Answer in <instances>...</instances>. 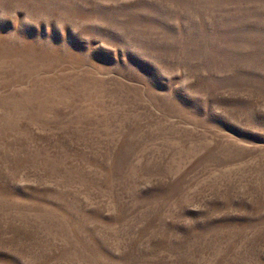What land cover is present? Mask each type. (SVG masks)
Segmentation results:
<instances>
[{"label":"rangeland","instance_id":"374dc122","mask_svg":"<svg viewBox=\"0 0 264 264\" xmlns=\"http://www.w3.org/2000/svg\"><path fill=\"white\" fill-rule=\"evenodd\" d=\"M0 264H264V0H0Z\"/></svg>","mask_w":264,"mask_h":264}]
</instances>
